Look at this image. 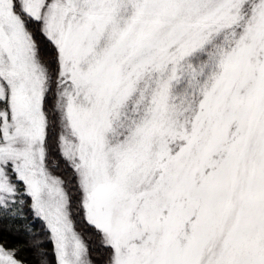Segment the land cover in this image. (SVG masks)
Listing matches in <instances>:
<instances>
[{
    "label": "snow or ice",
    "instance_id": "obj_1",
    "mask_svg": "<svg viewBox=\"0 0 264 264\" xmlns=\"http://www.w3.org/2000/svg\"><path fill=\"white\" fill-rule=\"evenodd\" d=\"M0 264H264V0H0Z\"/></svg>",
    "mask_w": 264,
    "mask_h": 264
}]
</instances>
